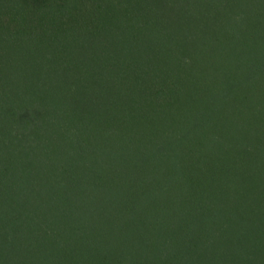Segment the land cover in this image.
I'll list each match as a JSON object with an SVG mask.
<instances>
[{
  "label": "trees",
  "instance_id": "obj_1",
  "mask_svg": "<svg viewBox=\"0 0 264 264\" xmlns=\"http://www.w3.org/2000/svg\"><path fill=\"white\" fill-rule=\"evenodd\" d=\"M0 264H264V0H0Z\"/></svg>",
  "mask_w": 264,
  "mask_h": 264
}]
</instances>
